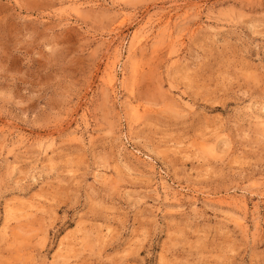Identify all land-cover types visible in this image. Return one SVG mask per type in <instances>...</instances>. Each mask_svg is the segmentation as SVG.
I'll return each instance as SVG.
<instances>
[{"label": "rangeland", "instance_id": "1", "mask_svg": "<svg viewBox=\"0 0 264 264\" xmlns=\"http://www.w3.org/2000/svg\"><path fill=\"white\" fill-rule=\"evenodd\" d=\"M0 264H264V0H0Z\"/></svg>", "mask_w": 264, "mask_h": 264}, {"label": "bare ground", "instance_id": "2", "mask_svg": "<svg viewBox=\"0 0 264 264\" xmlns=\"http://www.w3.org/2000/svg\"><path fill=\"white\" fill-rule=\"evenodd\" d=\"M134 46V45H133Z\"/></svg>", "mask_w": 264, "mask_h": 264}]
</instances>
